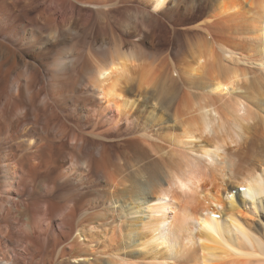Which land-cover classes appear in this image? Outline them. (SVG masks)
<instances>
[{"label": "bare ground", "instance_id": "obj_1", "mask_svg": "<svg viewBox=\"0 0 264 264\" xmlns=\"http://www.w3.org/2000/svg\"><path fill=\"white\" fill-rule=\"evenodd\" d=\"M128 1L0 0V264H264V0L206 1L176 77Z\"/></svg>", "mask_w": 264, "mask_h": 264}, {"label": "rangeland", "instance_id": "obj_2", "mask_svg": "<svg viewBox=\"0 0 264 264\" xmlns=\"http://www.w3.org/2000/svg\"><path fill=\"white\" fill-rule=\"evenodd\" d=\"M120 1V0H119ZM134 1H136V2H134ZM212 2V0H169V2H168V5H167V8L166 7H164L163 9H161L162 11L164 10V13L163 14H159V12L161 11V10H159V12L157 11H153L152 10V8H153V6H152V4L151 3H147L146 5H143L141 2H140V0H129L128 2H126L124 5H120V3L119 4H117L118 6H120V7H122V6H124L125 8L127 7H130L129 9H135L136 8V6H138L137 8H139L140 6V8L143 10V9H145V11L147 12V10H149L147 13L148 14H150L154 19H157V22L159 21V25L158 24H154V22H151V21H149V22H146L145 23V25H146V27L148 26L149 28H151V27H155L154 28V31L157 33L156 35H157V37H159V38H165V41H164V39H161V40H159L160 42H159V44L157 45H155V46H153V48H152V46H149L148 47V49H150V50H148L147 49V51H148V54L151 56V59H150V61L152 62V60H153V58L155 59V60H158V61H160V59H163L162 57H164V61H162V62H164V63H162L161 62V65L162 64H166V65H172V64H170V63H173L174 64V67H176L177 69H175L174 67H172L171 66V69H172V71H171V74H172V72H176V74H177V70L179 69V68H182L185 64H186V62H184V58H183V56L181 55V54H179L178 53V49H179V44H178V39L177 38H181L182 37V35L181 34H183L184 33V29L186 28V26L188 27L189 26V24L191 25L192 23L194 24L195 22H197L202 16L201 15H203L204 14V12H205V10H206V8H207V2ZM129 3V4H128ZM127 4V5H126ZM131 4V5H130ZM140 5V6H139ZM136 8V9H137ZM194 8V9H193ZM147 9V10H146ZM169 9V10H168ZM141 10V11H142ZM144 11V10H143ZM157 14H156V13ZM178 13V14H177ZM201 13V14H200ZM154 15V16H153ZM160 17H162V18H160ZM97 16V17H96ZM94 15V17L95 18H98V17H100V19H103V17H104V15L102 16V14H98V15ZM116 16L118 17V16H123V14H122V12H121V14H119V12H118V14L116 13ZM197 16V17H196ZM163 20V21H162ZM195 20V21H194ZM197 20V21H196ZM174 21V22H173ZM177 22V23H176ZM164 23V24H163ZM180 23V24H179ZM152 24V25H151ZM184 24V25H183ZM155 25V26H154ZM183 27H182V26ZM138 26V29L139 28H141V25H137ZM160 26H162V27H160ZM173 26V27H172ZM185 26V27H184ZM156 27H158V28H156ZM159 27H160V29H159ZM168 27V28H167ZM143 28V27H142ZM174 28V29H173ZM184 28V29H183ZM181 30V31H180ZM132 33H130V35H129V40H135L136 39V34L138 33L137 31H135V30H133L132 29ZM146 31V30H145ZM177 31V32H176ZM154 32V33H155ZM180 34H179V33ZM169 33V34H168ZM173 33V34H172ZM165 34V35H164ZM176 34V36H175V38H174V35ZM45 35V34H44ZM160 35V36H159ZM169 36V37H168ZM44 37L45 36H43L42 35V38L44 39ZM132 37V38H131ZM172 37V38H171ZM39 38V37H38ZM171 38V39H170ZM174 39H176L175 41H174ZM172 40V41H171ZM163 41V42H162ZM169 42V43H168ZM170 44H173L172 45V47H171V45ZM168 46V47H167ZM161 47V48H160ZM158 50H157V49ZM160 48V49H159ZM167 48H168V50H167ZM170 48V49H169ZM172 49H173V51H172ZM161 51V50H164L163 52L161 51L160 53L158 52V51ZM170 50V51H169ZM150 51V52H149ZM177 52V53H176ZM153 53V54H152ZM174 53H175V55H174ZM171 56V57H170ZM98 57H100V56H98ZM158 57H160V58H158ZM173 57H174V59H173ZM166 59H167V61H166ZM171 61H170V60ZM173 59V60H172ZM155 60H153V63L155 62L156 63V61ZM177 60V61H176ZM179 60V61H178ZM183 60V61H182ZM157 61V62H158ZM168 61H170V63L168 62ZM174 61V62H173ZM176 62V63H175ZM178 62V63H177ZM168 63V64H167ZM182 65H181V64ZM178 64V65H177ZM180 64V65H179ZM163 67H165V66H163ZM173 68H174V71H173ZM175 72L173 73L174 74V76L176 77V74H175ZM173 74H172V76H173ZM241 188H239V190H240ZM240 191H243V190H240Z\"/></svg>", "mask_w": 264, "mask_h": 264}]
</instances>
